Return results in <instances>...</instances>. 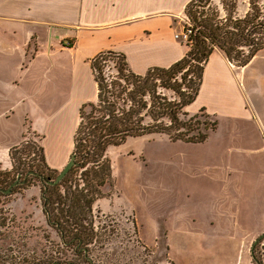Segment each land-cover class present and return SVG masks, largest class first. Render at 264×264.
<instances>
[{
  "label": "rangeland",
  "instance_id": "374dc122",
  "mask_svg": "<svg viewBox=\"0 0 264 264\" xmlns=\"http://www.w3.org/2000/svg\"><path fill=\"white\" fill-rule=\"evenodd\" d=\"M189 1L169 13L182 47L180 35L188 28L182 11ZM6 108L0 102V113ZM195 109L190 105L187 112ZM11 111L7 122L0 119L1 145L23 133L15 151L0 152L2 189L47 166L43 136L27 127L23 108ZM33 120L40 122L36 115ZM213 141L192 145L148 136L109 148L111 179L91 207V236L81 247L87 259L46 222L40 183L29 175L10 195L0 193V264H252L251 246L264 233V193L217 195L213 177L223 167ZM229 165L244 172L233 160ZM255 255L264 261V239Z\"/></svg>",
  "mask_w": 264,
  "mask_h": 264
},
{
  "label": "crops",
  "instance_id": "0c3cea01",
  "mask_svg": "<svg viewBox=\"0 0 264 264\" xmlns=\"http://www.w3.org/2000/svg\"><path fill=\"white\" fill-rule=\"evenodd\" d=\"M187 1L0 0V102L7 105L0 119L23 108L27 127L43 136L47 166L60 171L71 156L81 105L96 100L89 61L113 51L137 75L169 67L186 51L174 39L169 13ZM193 104V114L204 109L216 121L208 138L223 167L216 165L213 177L217 195L264 193V50L243 68L214 51ZM31 113L40 122L31 115L28 124ZM19 133L15 143L0 141V152L19 144ZM232 160L244 172L232 170Z\"/></svg>",
  "mask_w": 264,
  "mask_h": 264
},
{
  "label": "trees",
  "instance_id": "16d2710c",
  "mask_svg": "<svg viewBox=\"0 0 264 264\" xmlns=\"http://www.w3.org/2000/svg\"><path fill=\"white\" fill-rule=\"evenodd\" d=\"M182 15L190 30L186 51L167 68L153 67L137 75L124 55L113 51L99 52L89 61L97 93L95 102L79 109L72 138L74 166L55 186L47 182L57 171L47 166L28 171L40 183L46 222L63 244L76 243L85 259L87 251L81 247L91 236L87 217L111 179L106 151L148 136L204 143L216 121L204 109L189 115L186 108L198 96L209 57L219 51L235 68H243L264 50V0H190ZM250 258L252 264H264L255 255V246Z\"/></svg>",
  "mask_w": 264,
  "mask_h": 264
},
{
  "label": "water",
  "instance_id": "95a60500",
  "mask_svg": "<svg viewBox=\"0 0 264 264\" xmlns=\"http://www.w3.org/2000/svg\"><path fill=\"white\" fill-rule=\"evenodd\" d=\"M74 166V156H70L68 162L64 165V167L58 172L57 176L55 177V179L53 181H49L47 182V185L50 186H55L58 185L65 177L66 175L69 173V171L71 170V168ZM36 176V174H34L33 172H29L27 173V175H25L24 179L22 181L19 180V175L16 177V180L11 183L9 185V187L5 190L0 189V192L4 195H9L12 191L13 188H15L16 186L22 185L24 184L26 178L28 176ZM264 239V233L261 234L252 244L251 246V250L252 248L257 245L261 240ZM251 252V251H250Z\"/></svg>",
  "mask_w": 264,
  "mask_h": 264
},
{
  "label": "built area",
  "instance_id": "2783aa9c",
  "mask_svg": "<svg viewBox=\"0 0 264 264\" xmlns=\"http://www.w3.org/2000/svg\"><path fill=\"white\" fill-rule=\"evenodd\" d=\"M185 32H186V33H183V34L180 35L181 40H183L184 42L187 41V39H188V35L190 34V30H188V28H187V29L185 30ZM174 38L176 39V38H178V36H174Z\"/></svg>",
  "mask_w": 264,
  "mask_h": 264
},
{
  "label": "flooded vegetation",
  "instance_id": "af4514ba",
  "mask_svg": "<svg viewBox=\"0 0 264 264\" xmlns=\"http://www.w3.org/2000/svg\"><path fill=\"white\" fill-rule=\"evenodd\" d=\"M85 253V252H84Z\"/></svg>",
  "mask_w": 264,
  "mask_h": 264
}]
</instances>
